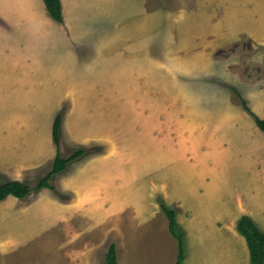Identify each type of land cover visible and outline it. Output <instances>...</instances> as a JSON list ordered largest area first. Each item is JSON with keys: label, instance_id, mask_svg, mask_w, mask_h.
I'll list each match as a JSON object with an SVG mask.
<instances>
[{"label": "rangeland", "instance_id": "obj_1", "mask_svg": "<svg viewBox=\"0 0 264 264\" xmlns=\"http://www.w3.org/2000/svg\"><path fill=\"white\" fill-rule=\"evenodd\" d=\"M166 1L161 0L160 3L169 4ZM95 2L98 8L101 3L98 0H95ZM113 2L115 8L122 4L124 0H113ZM213 2H217V4L213 5V9L210 11L211 18L206 23L207 35H214L216 38V35L219 34V38L213 41L214 38L208 37V44L214 46L219 40L221 43L219 46L223 47L216 54H220V57L228 62L234 61L232 65L243 63L246 60L247 67L252 72H248L249 69L239 68L236 71L240 70V75L246 76L244 79L248 84L249 78L257 72V64L264 68L260 55H258L261 50H258V46L253 45L256 40L253 41L249 36L264 37V28L262 27L260 34H256L254 31L255 25H252L254 12H264V0H213ZM205 3L207 4V0H199L198 5H206ZM255 5H257V8L252 12L253 8L251 7ZM154 8V5L148 3V10ZM92 12L93 17L90 16L91 13L84 14V16L77 14L76 17L70 20H73L77 25L84 26V28L90 25L91 29L95 30L91 38L99 41L100 35L96 33L98 27L101 26L99 22L103 20V17L99 15L102 14L100 10H92ZM235 12L241 13L237 15ZM94 21H96V24ZM104 22L107 23V19ZM185 22L186 19L158 20L148 17L145 28L142 27L144 34L141 35L138 28L139 20L132 18L131 25L130 20H128L126 28L131 29L130 34H125V37L121 38L119 36H124V34L122 32L117 33L114 46H110L108 43H102V46H98L100 56L109 62L108 66H104L106 72L112 75L113 73L117 74L118 70H122V61L126 59L124 56L128 52L124 46L119 45L129 42V40L133 44L142 42L139 40L140 37L143 42L145 41V46H148L147 57L149 61L159 54L163 46H176L177 39L181 44L180 46H187L184 44L187 39L185 31L184 35L181 32H179V35L177 34L178 28L181 25L185 26ZM250 22L251 25H249ZM122 29H124V26H122ZM172 31L173 34H170ZM241 32H248V35H240ZM101 36L110 39L112 35L110 33ZM4 43L9 46H0V102H3L0 103V108L8 107L10 109L16 107L28 117V128L23 129L22 134L24 136L29 135V137L34 134V136L41 138L40 130H46L49 119L53 123L56 116L53 114L54 105L63 99L66 107L62 105L58 111L62 114L63 121L68 115L69 107L74 108V113L68 126L65 123L67 133H63L62 130L60 132L58 149L60 155L67 158L80 148H90L98 151L70 163L66 171H74L77 163L89 158L104 156V161H108L107 163L99 162L95 167L86 169L85 175L77 178V180L88 186L90 183L96 182L98 174L102 172L112 171L115 174L116 187L113 193L98 195L97 198L94 196L96 199L93 200V203L83 206L78 211H67L66 209L68 219H72L73 223L76 221L77 224L69 225L71 223H68L67 238L72 240L74 236L81 235L79 239L83 241L82 256L85 260H91L94 264H104V254L108 245L114 243L116 235L121 236L123 230L128 228L126 225L129 226L128 221L134 219L137 222L135 235L138 239L135 240L134 238V242L129 243L131 253L129 262L133 259L132 264H148L153 260H158L165 264L167 254L170 252L173 257L172 250L174 252L176 250V241L169 234L167 221L160 210V204H165L175 212L176 221L184 233L185 254L187 248L188 250L190 248L188 243L197 240V242L203 243V249L206 250L212 249L217 244L216 246L220 248L221 254L226 258L231 256L230 259H232V253H234L235 261L232 262L228 259V261L226 260L228 264H235V262L237 264H248L246 261L249 254L244 239L236 233L243 242V250H240L228 236L229 232H233V227L228 226L227 230L222 229L223 232L215 231L212 225L220 226V223L207 224L208 222H205L207 219L203 218V208H205V203H209L211 207H214L213 211L217 213L219 210L218 198L221 197L222 193L225 197V192L230 191H232V196L226 197V207L235 217L245 212L244 209L248 203L247 194L254 196L256 206L263 204L264 168L258 164L256 168L251 169V172L257 169L262 171L261 174L258 173L254 176L250 171L247 172L248 174H243L242 171L238 170L241 165L234 163L236 157L232 155L223 161L224 163L218 168L217 175L212 180L205 173L213 169V164L201 161L205 148L189 144L187 141L188 130H186L184 124L187 121V112L193 109L192 106L188 105V102H195L194 108H197V111H201L200 109H202L204 103L203 109L210 113L218 108L221 109L217 112L221 116L217 121L249 124L250 127L247 133L254 132L259 137H264V134L255 127L253 118L247 114L241 105V100L237 94L258 118L263 119L252 110L251 100L242 96L244 92L241 93L240 89L233 88L234 92L229 84L221 83L219 85L222 86L220 87L221 90H224L225 96L220 95L217 99L188 100L186 97V81H183L180 82L179 88L182 91H180L181 99L178 100L172 97V83L169 78L166 79L165 75L161 74V78L158 77L156 83H154L156 80L152 78H149L147 82L142 81L140 83L115 82L111 84L112 82H99V88L93 84L96 92L94 95L82 98L80 94L86 95L84 91L89 86L88 81L91 82V77L98 73V68H96L98 64L93 67L89 75H83L82 73V75H79L77 70H80L84 58H94L95 55H88L93 53V46L80 49L78 52L80 57L77 56L78 58L74 61L75 58L71 57L68 52L75 53L76 51L74 52L69 47L50 46L48 49V46H41L34 51L23 48L27 52V55H23L21 53L22 46L13 44L12 38L9 37L8 39L7 37ZM199 45L197 44V46ZM32 53L34 57L30 64L31 72L28 65L22 70L19 69L21 66L19 68L12 66L15 60L24 59ZM127 67L129 66L127 65ZM232 68H235V66L230 69ZM151 74L154 75L153 71ZM83 76L86 78V83H77V80L83 79ZM197 85L203 87V89L197 87ZM192 86L197 87L200 91L208 90L206 84L200 81L192 82ZM73 89L78 91L74 93L77 94L76 96L65 92ZM208 94L207 92L205 96H208ZM65 95L70 96L66 99ZM60 97L62 98L59 99ZM238 113L243 115H238ZM195 117V121L205 119L198 115ZM210 121L216 120L210 119ZM245 132L242 131L241 133ZM70 133L73 135L78 134L75 136L77 142L84 140V145L76 144ZM227 133L234 134L230 131ZM90 135L93 136V139L85 141ZM40 138L35 141L36 146L33 149L36 153H41L40 150H43L44 154L47 147L42 143L43 140L40 141ZM252 139L256 141L258 138L252 136ZM232 145H234V142L229 140L227 143L224 142L223 146L231 147ZM51 147L52 150L54 147V154H56L57 149L52 143ZM49 154L51 155L52 152L49 151ZM195 155L198 156V159H196L197 156L195 158ZM48 157L50 156L47 152L45 158ZM38 159L36 156L34 162ZM51 167H48L47 171H50ZM144 173L146 174L144 175ZM3 177L8 180L5 176ZM55 178L53 176L50 182L54 183L51 185L58 195L51 192L52 196L60 202L69 203L74 201L75 196L70 192L60 190V182ZM206 184L213 187V192L209 193L208 196H202L201 192ZM174 190L184 199H188L192 206L193 216L190 225L185 224L187 223L185 220L188 218L186 213L183 215L178 211V207L171 206L169 204L171 203L170 199L165 198L166 200H163L162 194L170 196V192L173 194ZM210 197L212 200H210ZM84 198H86L84 201L90 200L87 196H84ZM112 199L113 209L108 213L107 209L112 206ZM154 207L158 209L159 215H155ZM5 211H11V209ZM55 212L51 209L47 213V218L52 219ZM159 216L162 218L160 220L165 221V228L161 227V229H164L161 232L157 230V235L153 228H158V226L153 225L160 218ZM178 216L184 220L182 225L178 222ZM39 218L40 215L37 209L33 210L32 213L20 211L13 214H0V244L7 243L5 249L9 246L8 242L19 241L13 250L7 251H19V254L23 253L25 255L39 254L42 250L33 251L32 249L30 251L27 249L29 242H32L31 239L36 240L38 237L46 236L49 232L53 233L57 228L51 223H47L43 227L37 226L34 222ZM145 219L146 223L139 222V220L143 221ZM78 220H82L81 225ZM187 225L188 229H186ZM149 230H153V236L148 234ZM234 230L236 231L235 227ZM186 246L188 247L186 248ZM73 247L68 243V251H71L70 249ZM161 254L166 257H160ZM243 259H245V262H243ZM23 261L20 264H43V261L38 258H27Z\"/></svg>", "mask_w": 264, "mask_h": 264}, {"label": "crops", "instance_id": "obj_2", "mask_svg": "<svg viewBox=\"0 0 264 264\" xmlns=\"http://www.w3.org/2000/svg\"><path fill=\"white\" fill-rule=\"evenodd\" d=\"M98 1L101 4L97 8L98 5L95 0H60L62 23H57L48 15L43 0H0V46H9L5 44L4 41L7 40V37L8 39L10 37V39L12 38L13 44L22 46L21 53L23 55H27V52L23 48L34 51L41 46H48V49L50 46L69 47L74 50V52L76 51L75 53L67 51L71 57L75 58L74 61L80 57L78 54L80 49L93 46V53H89L88 55H95L94 58L85 56L86 58H84L80 70H77L79 75L81 73L83 75H89V72L92 71L93 67L98 64L96 67L98 68V73L94 75V77H91V82L88 81L89 86L84 91L86 95L80 94L82 98H88V96L94 95L96 92L93 84L99 88V82H112L111 84L115 82L140 83L142 81L147 82L149 78H152L156 80L154 82L156 83L158 82L157 78H161V74H164L166 79L169 78V81L172 83L173 98L178 100L181 99L180 91L182 90H180L179 87L180 82L183 81H186V97L188 100H204L207 98L217 99L220 95L225 96V92H223L224 90H221L222 86L219 84H229L234 89H240L241 93L244 92V95L242 96L251 100L250 103L252 110L264 119V68L257 64L258 69L256 74L250 77L248 84H246L244 79L246 76L243 74L240 75L241 71L239 70L237 72L236 69L248 70L247 61H243L245 64L240 62L232 65L234 64V61L231 60V62H228L226 59L221 58L220 54H216V52H219L221 47H223L219 46L221 45L219 40H217L218 43L214 46H209L208 44V37L214 38L213 41H216L215 39L219 38V34L216 35V38L214 35H207L208 30L206 27L207 20L211 18L210 11L213 9V5L217 4V2L214 3L213 0H207V4L205 3L206 5L199 6V0H167L166 3L169 4L165 5L160 3L161 0H124L122 4L114 8L113 0ZM148 3L154 5L155 8L153 10H148ZM251 8H253V12L255 8H257V5ZM92 10H100L102 14L99 15L103 17V20L99 22V25L101 26L98 27V32L96 33L100 35L99 41H95L91 38V35L95 30L91 29L92 27L90 25L84 28V26L77 25L73 20H70L76 17L77 14L84 16V14L91 13L90 16L93 17ZM235 13L238 15L241 12ZM148 17L158 20L186 19V22L184 23L185 26L181 25L177 30V34L179 35V32H181V34L184 35L185 31L187 39L184 44L187 46H180L181 44L177 39L176 46H163L159 54L149 61L147 57L148 46H145V41L143 42L141 37L139 40L143 43L140 42L138 44H133L129 40V42H124V44L121 43L122 45H119L124 46L125 50L128 52V54L124 56L126 59L122 61V70H118L117 74L113 73L112 75H109L104 67L105 65L108 66L109 62L105 61L100 56L98 46H102V43H108L110 46H114L115 40L117 39V33L122 32L124 34V36H119L121 38L125 37V34H130L131 29L128 30L126 25H128V20H130L131 25L132 18L139 20L138 28L141 35H143L144 29L142 27L145 28L146 19ZM106 19L107 23L104 22ZM252 20V25H255V33L260 34L261 29L264 28V12L255 11ZM94 22L96 24V21ZM249 25H251V22ZM122 26H124V29H122ZM251 28H253V26H251ZM110 33L112 35L110 39L101 36ZM170 34H173V31L170 32ZM240 35L247 36L248 32H241ZM249 36H251L250 38L253 41L256 40L253 45L258 46V50H261L258 55H260L259 57L264 65V37L259 38L256 35ZM202 40L203 42L201 43ZM197 44L200 45L197 46ZM33 57V53L28 54L24 59L15 60L12 66L15 68L21 66L19 69L22 70L28 65L29 71L31 72L30 64ZM4 62L8 64L6 61ZM127 65L129 67H127ZM232 66H235V68L230 69ZM151 70L154 75L151 74ZM250 70L251 69H249L248 72L251 73L252 71ZM116 77H118V79H116ZM85 79L86 78L83 76V79L77 80V83H86ZM199 81L206 84L208 90H198L197 87L203 89V87H200L199 85H197L196 88L195 86L191 87L192 82ZM65 92L74 94L78 91L73 89L71 91L66 90ZM207 92L209 94L208 96H205ZM74 95L76 96L77 94ZM69 96L70 95H65L66 99ZM61 98L62 97L59 99ZM0 103L2 104L3 102ZM62 105L64 106L63 99L54 105V115L57 116L59 114L58 111ZM188 105L192 106L193 109L192 111L189 110L187 112V121L184 123L186 125V130H188L187 141L191 146H202L205 148L201 161L213 164V169L205 173L211 177L212 180L217 175L218 168L224 163L223 161L232 155L236 157L234 163L241 165L238 167V170L242 171L243 174L249 171L251 172V169L253 167L256 168L258 164L264 168V137H259L258 134H255L254 132L247 133L248 128L250 127L249 124L219 122L217 120L220 119L221 116H219L220 114H217V112L221 111L220 108L210 113L203 109L205 106L204 103L202 104V109H200L201 111H197V108H194L196 105L195 102H188ZM69 108L68 115L64 118V121L62 119L60 132L62 130L63 133H67L65 125L67 124L68 126V123H70L71 120L70 118L74 113V108ZM225 108L224 105V109ZM196 115L205 119L195 121ZM238 115L243 114L238 113ZM56 116L53 120H55ZM210 119L216 121L212 122ZM28 121V117L16 107L10 109H8V107L0 108V174L8 178L10 181L22 182L30 189H33L35 187L34 184L49 172L47 171V168L51 167L55 158L54 155L56 156V154H54V147L53 150L51 147V143L55 146L52 140V126L54 121L51 123V120L49 119V123L45 128L46 130H40V133L42 134L41 138L34 136V134H32L31 137L22 134V130L28 128ZM228 131L234 134H228ZM242 131L246 132L241 133ZM76 135L78 134L73 135L70 133V136L76 141V144L80 143V145H84V140L77 142V138H75ZM252 136H256L258 139L254 141ZM39 138L41 142L43 140L42 143L47 147L44 154L43 150H40L41 153H36L33 149L34 146H36L35 141H38ZM91 139H93L92 135L87 137L85 141H90ZM229 140L233 141L234 145L231 147L223 146L224 142L227 143ZM49 151L52 152L51 155L49 154ZM47 152L50 157L45 158ZM36 156L39 159L34 162ZM196 156L197 155H195V158ZM104 158V156L89 158L77 163L74 171L67 170L63 174L54 176L56 177L55 180L58 179L60 182V190L70 192L75 196V202L72 201L75 204L72 202L67 203L57 201L56 198L52 196L49 189H42L37 194L32 192V194L24 201H18V199L10 196L7 200L0 202V214H13L20 211L32 213L33 210L37 209L40 215V218L34 222L37 226L43 227L47 223H51L53 226L57 227L53 233L49 232L48 235L38 237L36 240L31 239L32 242H29L27 249L30 251L32 249L33 251L42 250L39 254L33 253L32 255H25L23 253L19 254V251H7L13 250L18 245L19 241L8 242L9 246L5 249L4 247L7 243L0 244V264H20V262L23 260L25 261L27 258L41 259L43 264H94V262L87 259L85 260L82 256L83 241L82 239H79L81 235L74 236L72 240H68V223H71L69 225L77 224L76 221L73 223L72 219H68L67 211H78L83 206L93 203V200L96 199L98 195H110L114 192L116 187L115 174L112 171L98 174L96 182L90 183L88 186H86L84 182L81 183L77 180V178L85 175L86 169L95 167L99 162L104 163ZM196 159H198V156ZM107 162L108 161L105 163ZM65 173H67V175H65ZM258 173L261 174L262 171L255 169L251 172L254 176H256L255 174L258 175ZM145 174L146 173H144V175ZM50 184L54 183L50 182ZM212 188L213 187L211 186H207V184L204 185L203 191L201 192L202 196H208L209 193H212ZM162 195L163 200L170 199L171 203L169 204L174 208L178 207L177 209L180 213L183 215L184 213L187 214L188 218L185 220V222H187L185 224L190 225L192 222L193 209L188 199H184L180 194L175 193V190L173 191V194L170 192V196L168 194ZM84 196H87L90 200L84 201V199H86ZM94 196H96V198H94ZM227 196L228 198L232 196V191L228 193L225 192V197L224 193H222L221 197L218 198L219 213L213 211L214 207H211L209 203H205V208H203V218L207 219L205 222H208L207 224L209 225H212L215 222L220 223V226L212 225L215 231L218 232L227 230L226 228H228V226L233 227V232H229L228 236L235 245L240 248V250H243V242L238 238L234 227L236 228L238 219L241 216L246 215L252 218L257 227L264 232V203L256 206L254 196L247 194L248 203L244 209L245 212L240 213L235 217L233 213L231 214L228 207H226ZM210 200H212L211 197ZM6 209H11V211H5ZM51 209L56 212L54 217L49 219L47 218V213L51 211ZM112 209L113 199L112 206L110 209H107L108 213L111 212ZM154 210L156 211L155 215H159L158 209L154 207ZM160 219L162 218H158L157 222L153 225L158 226V228H153L151 226L157 235V230H160L161 232V230L164 231L161 227L165 228V221L163 222ZM78 221L81 225L82 220ZM183 221L184 220L178 216V222L181 225ZM128 222L129 226L126 225L128 228L123 230L121 236L118 234L115 237L116 239H114L118 264H132L133 261L132 259V261L129 262V255L131 254L129 243H133L134 238L135 240L138 239L135 235V232L137 231V222L134 219H131ZM139 222L146 223L147 221L145 219L143 221L139 220ZM166 225L168 229V222ZM188 228L187 225L186 229ZM148 234L153 236V230H149ZM68 243L74 246L70 249L71 251H68ZM189 244L190 248L188 250L187 247ZM216 245L217 244H215L212 249L206 250L203 249V243L193 240L191 243H188V246H186L187 253L185 254L183 264H228L227 261L231 256L228 258L223 256L220 248ZM172 252L173 257L170 252L167 254V257L164 256V254H161L160 257H166L167 259L165 264L176 263L177 243L175 252L174 250H172ZM247 259L246 263L250 264L249 258ZM230 260L232 262L235 261L234 253H232V259ZM243 262H245V259H243ZM148 264L163 263L158 260H153ZM235 264L237 263L235 262Z\"/></svg>", "mask_w": 264, "mask_h": 264}, {"label": "trees", "instance_id": "obj_3", "mask_svg": "<svg viewBox=\"0 0 264 264\" xmlns=\"http://www.w3.org/2000/svg\"><path fill=\"white\" fill-rule=\"evenodd\" d=\"M45 9L50 18L57 22L62 23V10L60 0H43ZM235 92V90L232 88ZM241 105L249 116L253 118L255 127L264 134V120L258 118L247 106L246 102L241 99ZM62 114L59 113L52 126V140L56 146L57 152L53 160L51 170L30 189L26 184L19 181H10L0 175V202L8 197H14L20 201L28 198L32 192L37 193L42 189H49L55 195H58L56 190L50 184L53 176L62 174L66 171L67 166L82 159L84 156L98 152L96 149L80 148L79 150L71 153L67 158H64L59 153L60 142V128L62 124ZM160 210L168 222V232L177 243V256L175 264H183L185 257V243L184 233L179 227L175 212L168 208L165 204H160ZM236 232L240 235L246 244L250 264H264V233L257 227L256 223L249 216H241L236 223ZM105 264H118L116 257V246L114 243L108 245L107 251L104 255Z\"/></svg>", "mask_w": 264, "mask_h": 264}]
</instances>
